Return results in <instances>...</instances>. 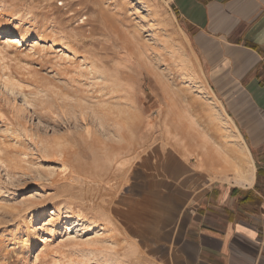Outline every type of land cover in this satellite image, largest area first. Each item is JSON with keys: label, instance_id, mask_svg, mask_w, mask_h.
I'll return each mask as SVG.
<instances>
[{"label": "rangeland", "instance_id": "1", "mask_svg": "<svg viewBox=\"0 0 264 264\" xmlns=\"http://www.w3.org/2000/svg\"><path fill=\"white\" fill-rule=\"evenodd\" d=\"M191 32L170 0H0V264H176L194 247L205 180L186 139L240 165L257 150Z\"/></svg>", "mask_w": 264, "mask_h": 264}, {"label": "crops", "instance_id": "2", "mask_svg": "<svg viewBox=\"0 0 264 264\" xmlns=\"http://www.w3.org/2000/svg\"><path fill=\"white\" fill-rule=\"evenodd\" d=\"M170 2L192 29L191 44L212 93L257 150L253 166L247 157L240 165L234 158L240 159L242 149L228 155L212 144L204 147L202 139H186L202 147L198 175L205 182L196 187L191 216L197 224L188 238L195 245L175 249L174 259L176 264H264V0ZM238 129L237 141L246 147Z\"/></svg>", "mask_w": 264, "mask_h": 264}, {"label": "bare ground", "instance_id": "3", "mask_svg": "<svg viewBox=\"0 0 264 264\" xmlns=\"http://www.w3.org/2000/svg\"><path fill=\"white\" fill-rule=\"evenodd\" d=\"M185 128H186V127H185ZM188 128H189V127H188ZM185 133H186V132H185ZM188 135H189V134H188ZM202 138H203V137H202ZM203 149H204V148H203ZM236 149H237V148H236ZM214 150H215V149H214ZM237 150H238V149H237ZM203 151H204V150H203ZM238 151H239V150H238ZM203 153H206V152H203ZM217 153H218V152H217ZM203 156H205V154H203ZM206 156H207V155H206ZM206 156H205V157H206ZM243 168H244V167H243ZM246 171H247V170H246ZM248 172H249V171H248ZM238 173H239V172H238ZM245 176H246V175H245ZM245 178H246V177H245ZM247 178H249V177H247ZM247 178H246V179H247ZM249 179H250V178H249ZM245 182H246V181H245ZM248 182H249V181H248ZM44 212H45V211L42 210V213H44ZM154 228H155V227H154ZM34 241H35V242L38 241V238L35 237V238H34Z\"/></svg>", "mask_w": 264, "mask_h": 264}]
</instances>
